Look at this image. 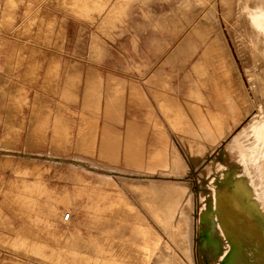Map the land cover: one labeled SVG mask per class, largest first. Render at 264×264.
Listing matches in <instances>:
<instances>
[{"label":"rangeland","instance_id":"1","mask_svg":"<svg viewBox=\"0 0 264 264\" xmlns=\"http://www.w3.org/2000/svg\"><path fill=\"white\" fill-rule=\"evenodd\" d=\"M117 1L0 0V264H66L71 254L72 264L224 262L205 241L209 227L202 219L210 213L211 231L224 253L227 238L219 231V209L203 173L215 179L228 171L249 185L237 141L251 145L252 126L264 117V36L248 16L264 3L145 0L107 25L108 8ZM137 24L165 26L156 32L176 40L177 48L185 42L187 56L202 68L201 75L194 74L209 84L201 107L194 108L210 125L219 118L224 132L204 133L195 111L191 124L196 131L164 129L169 155L176 152L181 159L178 169L160 164L151 169L148 162H124L123 151L120 159L114 149L101 151L103 131L110 135L114 130L122 146L128 136L129 129H116L122 125L116 78L107 81L110 72L104 68L116 61V40L136 31ZM92 68L102 77L100 107L98 98L86 91ZM66 127L67 137L62 136ZM143 136L148 159L159 146L158 134L153 129ZM93 142V149L87 147ZM135 151L138 157L143 145ZM26 184L33 186L35 204L20 198L19 187ZM178 189L191 193L189 203L181 200ZM166 195L179 204H169L165 218L160 211L168 204ZM219 208L229 234L241 246L252 235L249 228L228 204ZM189 212L192 260L173 240L179 222H185L181 215ZM68 213L71 221L65 222ZM154 232L159 250L151 248ZM143 235L149 248L136 249L134 258L129 244L135 239L134 245L142 246ZM34 247L47 254L33 253Z\"/></svg>","mask_w":264,"mask_h":264},{"label":"crops","instance_id":"2","mask_svg":"<svg viewBox=\"0 0 264 264\" xmlns=\"http://www.w3.org/2000/svg\"><path fill=\"white\" fill-rule=\"evenodd\" d=\"M144 1L118 0L108 8L109 15L106 18L105 24L110 25L120 20L121 16L126 15L132 8L143 4ZM90 16L93 17V14H90ZM160 27L165 28L163 25L137 24L134 27L136 31H129L128 35H123L120 40H116V61L106 63L107 67L104 68V71L106 73L110 72L107 81H109L110 77L116 78V99H118L116 103H118L122 118V125H116V129L129 130L127 139L124 141V146L121 145L120 136L114 130H112V134L110 135H105L103 131L101 151L106 152L110 148L114 149L117 159H120L121 152L123 151L124 162L126 160L133 162L135 160L134 163L140 164V166H144L148 162V167L151 169L154 168L155 164H160L166 168L172 166V168L178 169L180 166L174 164V159L178 154L175 152L172 158L169 155L170 140L169 138L164 140L167 135L164 129L178 128V125H170V123H175L174 120L177 122L179 117L186 118L188 122L193 123L192 112H200L196 108L197 106L201 107V102L204 101L205 96L203 89L206 90V88H209V84L205 81L202 84V80L194 74L196 71L201 75L202 68L201 65H196L197 62L193 58L187 56L184 47L185 42H181L177 48L175 46L176 40L167 39L156 32V30H160ZM147 30H152V32L149 33ZM92 71L97 73L93 74ZM98 71L95 69L89 71L86 91L89 90V96L96 97L101 101L102 92L99 89H101L102 77ZM99 80L100 82H96ZM95 87L96 90H94ZM97 90L99 92L98 94L96 92ZM100 101H97L98 107H100ZM108 127L111 128L110 125ZM153 129L158 134L159 146L146 159V146L143 134L146 130ZM66 130L67 127L62 133V136H68ZM56 134H59V132L56 131ZM95 144L96 142H93L87 147L93 149ZM139 144L143 145V151L142 153L138 152L139 156L137 157L135 155V149ZM28 185L26 184V187ZM165 198L168 204L160 211V215L163 213V216L166 218L168 205L179 204V201L174 200L173 196L166 195ZM124 202L128 204L127 201ZM128 206L131 211L132 206L129 204ZM50 214L53 216L57 215L53 211ZM162 224H164L163 220ZM57 232L58 236L62 235L60 231ZM143 238H146V240H142V246L134 245L135 239L129 244L128 251L134 255V258L136 249L141 250L143 247L149 248V245L146 243L149 238L145 235H143ZM68 239H70V243H68L70 248H73V233ZM31 250L35 254H47L46 250H42L39 247H34ZM130 252L129 254L131 255ZM64 255L67 257V254L64 253ZM70 259V263L66 261V264H72V254Z\"/></svg>","mask_w":264,"mask_h":264},{"label":"bare ground","instance_id":"3","mask_svg":"<svg viewBox=\"0 0 264 264\" xmlns=\"http://www.w3.org/2000/svg\"><path fill=\"white\" fill-rule=\"evenodd\" d=\"M260 1L262 2V4L264 3V0H260ZM248 16L251 18V22L255 26L257 31L261 35L264 36V7L259 6L255 11H253V12L250 11ZM92 69H94V68H92ZM92 73L95 74L97 72L92 71ZM97 79H98V76H97ZM95 80H96V78H95ZM91 82H93V80H91ZM96 82H100V80L96 81ZM96 82H94V83H96ZM89 85H90V83H89ZM90 86H92V85H90ZM92 87H90V88H92ZM94 90H96V87L94 88ZM99 90H101V89H99ZM96 92H97V94L99 93L98 90ZM87 97H86V99H89ZM196 99H197V97H196ZM99 101L100 100H98V102ZM89 102H88V105H89ZM96 103H97V101H96ZM177 112H178V110H177ZM170 114H172V113H170ZM195 114H196V116L200 122V128L202 131H204V133H207L208 135L213 136L215 131H216L217 133H219L220 136L224 135L223 130L219 129V128H221V125H220L221 123H220L219 118L214 117L212 119L213 125H210L208 122V119H206V117H204V115L201 112L195 111ZM170 117H171V115H170ZM183 117H185V116H183ZM170 119H172V118H170ZM174 121H175V123L172 122L171 125H178L179 131H190V132L196 131L192 127V124L190 122H188L186 118H180L179 117L177 122H176V120H174ZM214 127L217 130H213ZM160 129L162 130V128H160ZM198 129H199V127H198ZM250 134H251L252 139H253L252 140L253 142L251 145L245 146L242 143H240V141H237V150H238L239 160H240L239 162H241L242 165H244V168L246 170L245 172H247V174L249 175V185L245 184L242 181L235 180V176L228 171H224L221 178H215V179L214 178L212 179L211 175H209V172L205 171L203 173V176H204L203 178L208 183V184L205 183V185H208L211 188V194H212L211 200H212V202H214V204H213L214 208L218 207V209H219L218 219H216V220H218V222H219V231L221 233V236L227 238V233L224 230V225H223L224 214H223L222 210H220L219 207L221 204H228L233 209L234 213L241 218V221L245 223V226H247L249 228L250 233L252 234L249 237V240L252 242L254 250L252 249V251L248 252L249 257L254 258L256 260L257 264H264V117L260 121L257 120V123L253 124ZM203 137H205V136H203ZM183 138H185V137H183ZM213 139H215V138H213ZM195 140H193V141H195ZM214 142H215V140H214ZM202 144H203V142H202ZM184 145H185V143H184ZM187 147H189V146L187 145ZM208 150H209V148H208ZM174 161H175L174 164H176L178 166L182 165L181 159L175 157ZM240 175H242V174H240ZM202 186H203V184H202ZM32 187H33L32 185L31 186L28 185L26 188L24 186L19 187L20 191L23 193V196L20 195V198L24 204H29V205L35 204L34 199L32 197H30L31 195L35 194L33 191L34 189H32ZM176 193H177V191H176ZM178 193L180 194L181 200L183 202L185 201V202L189 203V201L191 199V193L188 190L183 189L181 192L178 189ZM175 197H177V196H175ZM206 207H207V205H206ZM168 215L169 214H167V216ZM191 215L192 214H190V212H189V214L181 215L183 217V219L185 218V222H183V223L181 221L179 222V224H178L179 226L173 235L174 236L173 237L174 242L183 251V253H185L187 255V257L190 260H192V258H191V242H192V240H191L192 234L191 233L192 232L190 229L191 223H192ZM202 221H203V223L207 224V226L209 227V229L205 233V241L208 244L211 241L210 234L212 232L211 229L213 227V220H212V216L210 215V213L205 214L203 216ZM203 223H202V225H203ZM150 239H151V248L153 250H159L160 249V247H159L160 246V239H159V237H157V234H155V232H154L153 236L150 237ZM231 245L232 244H230L226 240L225 251H224L223 255L220 257L221 263H222V260L224 259L223 264H234L240 260L239 254H235L233 257L229 256V252L231 251ZM246 263L249 264L248 262H246Z\"/></svg>","mask_w":264,"mask_h":264},{"label":"flooded vegetation","instance_id":"4","mask_svg":"<svg viewBox=\"0 0 264 264\" xmlns=\"http://www.w3.org/2000/svg\"><path fill=\"white\" fill-rule=\"evenodd\" d=\"M223 225H224V230L226 231V233H227V241L230 243V244H232L231 245V251L229 252V256H234L235 254H239V256H240V260L242 261H235L236 263H234V264H247L246 262H248V263H250V261H249V259H248V257H249V254H248V252L249 251H252V249H253V244H252V242L249 240V239H247V240H244L243 241V243H242V245L240 246V244L238 245L237 244V242H236V240L235 239H233L232 237H231V235L229 234V231H228V229H227V227H226V224H225V222H223ZM210 237L213 239H211V241H210V245H212V246H214V248H215V251H216V253L218 254L219 252V254H218V258L219 257H221L222 256V254H223V248H222V246H221V243H220V241H219V239L217 238V235H215L214 233H213V231L211 232V234H210ZM215 244V245H214ZM217 244V245H216ZM245 244V245H244ZM234 245V246H233ZM243 248V249H242ZM254 250V249H253ZM238 251V252H237ZM237 252V253H236ZM245 254V255H244ZM246 259V260H245Z\"/></svg>","mask_w":264,"mask_h":264},{"label":"built area","instance_id":"5","mask_svg":"<svg viewBox=\"0 0 264 264\" xmlns=\"http://www.w3.org/2000/svg\"><path fill=\"white\" fill-rule=\"evenodd\" d=\"M64 221L65 222H69V221H71V214H66L65 216H64Z\"/></svg>","mask_w":264,"mask_h":264}]
</instances>
